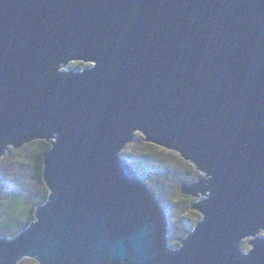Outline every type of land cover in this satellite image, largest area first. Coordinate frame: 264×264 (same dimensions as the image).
Wrapping results in <instances>:
<instances>
[{
  "label": "water",
  "instance_id": "1",
  "mask_svg": "<svg viewBox=\"0 0 264 264\" xmlns=\"http://www.w3.org/2000/svg\"><path fill=\"white\" fill-rule=\"evenodd\" d=\"M136 133L207 176L179 247ZM34 140L46 202L0 264H264V0H0V156Z\"/></svg>",
  "mask_w": 264,
  "mask_h": 264
},
{
  "label": "rangeland",
  "instance_id": "2",
  "mask_svg": "<svg viewBox=\"0 0 264 264\" xmlns=\"http://www.w3.org/2000/svg\"><path fill=\"white\" fill-rule=\"evenodd\" d=\"M79 63V64H78ZM85 62H70L59 68L81 71ZM43 143L34 140L14 148L8 146L0 156V236L16 235L29 219L35 206L46 202L47 187L36 176L35 160L43 150ZM119 155L133 167L149 192L157 199L166 219V246L179 247L183 235L194 230L201 214L194 210L191 200L206 198L207 192L196 196L184 194L182 187L207 178L195 165L177 152L145 142L136 133ZM259 235H264L260 233ZM243 242L245 250L249 247ZM16 264H37L34 259H21Z\"/></svg>",
  "mask_w": 264,
  "mask_h": 264
},
{
  "label": "trees",
  "instance_id": "3",
  "mask_svg": "<svg viewBox=\"0 0 264 264\" xmlns=\"http://www.w3.org/2000/svg\"><path fill=\"white\" fill-rule=\"evenodd\" d=\"M79 64V63H78ZM46 142V141H45ZM43 150L41 151V153L38 155V157L36 158L35 160V169H36V176L38 178L39 181H41V183L43 184L42 182V178H41V172H42V168H43V165H42V157L44 155V153L50 149V143L49 144H46V143H43ZM48 193V192H47ZM46 193V195H47ZM45 195V196H46ZM34 219V216H33V210L30 212V216H29V219L27 220L26 224H25V227L28 226V224L30 222H32ZM13 236V235H12ZM11 237V236H10ZM246 243V242H245ZM241 248H242V251L245 250L244 248V244L242 243L241 245Z\"/></svg>",
  "mask_w": 264,
  "mask_h": 264
},
{
  "label": "bare ground",
  "instance_id": "4",
  "mask_svg": "<svg viewBox=\"0 0 264 264\" xmlns=\"http://www.w3.org/2000/svg\"><path fill=\"white\" fill-rule=\"evenodd\" d=\"M61 66H65V65H60V67H61Z\"/></svg>",
  "mask_w": 264,
  "mask_h": 264
}]
</instances>
